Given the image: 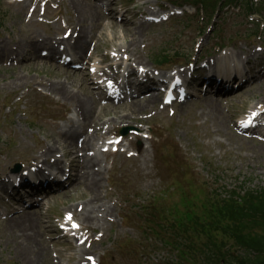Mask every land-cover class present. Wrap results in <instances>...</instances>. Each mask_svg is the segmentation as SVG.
<instances>
[{"label":"rangeland","instance_id":"1","mask_svg":"<svg viewBox=\"0 0 264 264\" xmlns=\"http://www.w3.org/2000/svg\"><path fill=\"white\" fill-rule=\"evenodd\" d=\"M121 1L128 4L121 5ZM63 3L64 0H0V23H2L0 24V40L26 42L27 37L32 33L36 34V41L55 34L62 37L66 25L70 23L69 17L72 16L67 3ZM102 4L110 10H117L126 22L134 23L136 26L141 21L145 22L138 13L157 10L164 5L171 8L169 3L161 0H113L112 4L102 0ZM188 11L192 10L188 8ZM215 12L217 13L212 16L205 29L199 23L201 14L188 20L184 18L185 15L172 16L167 22L157 26L146 24L143 36L139 39V55L142 58L139 66L162 73L173 69L181 70L185 57H190L189 60L194 62L203 55L204 51L221 54L220 49L217 51L221 46L225 48L223 51L233 53L241 59L251 57V52L263 54L259 46L264 44V13L261 17V26H257L255 22H248L234 8ZM109 21L113 20H103V25L97 30L96 39H90L92 42L89 50L94 46V40H97L92 63L97 67L96 71L103 67L108 73H114L117 71V61H121L126 69L123 71L127 73L131 70L130 65L136 68L139 66L130 59V56L117 52L116 47H120L123 40L112 39L121 36L129 40L134 34V28L130 26L125 32L121 24L115 22L111 26ZM164 50L178 54L179 58L174 60L172 68L157 67L152 64V61ZM21 52V54L31 55L28 49ZM56 56L58 58L60 55ZM45 63L49 64L47 61ZM111 63L114 70L108 67ZM9 64L8 61L0 63V180L5 179L19 167L23 169L33 164L34 155L44 147V141H51L53 134L51 127L64 125L67 118L74 116L69 104L53 97L40 83L63 81L66 76L69 80H74L83 76L80 73L87 72L85 64V69L77 70L74 74L70 69L59 65L58 59L55 58L50 64L60 71L42 63ZM252 72L255 70L253 69ZM19 76L22 77L20 81L23 83L17 89L5 86L10 80L18 79ZM26 80H28L27 83ZM258 80H260L259 85L264 86L263 78ZM89 87L92 89L91 83ZM241 89L238 88L228 95L221 96L223 109L226 110V114L231 115V122L241 113H246L255 106L253 102L264 98V91L262 93L255 91L242 99L227 98ZM94 101L101 118L107 120L113 118L111 107L102 111L100 106L105 103L97 96H94ZM121 104L119 106L122 108H116L115 113L127 112L123 107L130 103L122 100ZM200 106L199 100H191L184 106L174 105L172 107L174 113H172L171 107L162 109V104L158 101L154 107L144 112L145 115L142 116L145 119L128 123L129 125L120 123L114 126L108 135L109 138L118 135L122 127L132 128L126 136L137 133L143 137V141H135L133 147H130L125 140L121 146L126 149L127 154L137 157L139 153L136 148L142 144L149 152L148 161L145 163V156L132 160L103 151V154H106L102 157L106 172L102 198L112 209L111 215L106 217L103 229H93L91 225L85 230L81 222L77 221V217L69 212L71 206L78 207L89 200V194L86 191L77 189L65 199L53 198L48 203V199H44L40 210L43 223L48 227V234L43 237L48 257L40 264H50V260L60 264L79 262L81 249L90 246L84 239L78 241L81 236L95 239L91 246L94 250L91 259H95L97 264L101 262L105 264H200L201 261L193 263L191 256L189 259L178 257L180 254L174 251L162 236L154 235L138 227V221L133 218V215H137L139 210L147 206L152 196L159 195L163 186L169 184L170 179L167 175L169 176L172 170L176 172L182 170L175 165L182 164L185 158L189 161L187 169L194 178L198 191L209 193L215 190L217 194H225L230 190L264 188V143L251 134H239L241 131L235 130V127L232 128L229 124L226 129L222 128L212 133L208 124H201L202 120L196 115ZM89 131L92 130L89 129ZM92 138L91 141L96 143L99 149V143L103 140H99L100 136L97 134ZM56 145L60 148L56 155L63 156V163L58 168L69 166L72 170L76 169L74 165H77V162L73 157L67 156L66 150L61 149L59 144ZM109 147L106 146L103 149L107 151ZM169 162H171L170 166H168ZM183 177V174L179 175V180ZM71 185L73 182L70 181L66 187L62 186L60 190L50 193L49 196H55L57 192L65 191ZM185 189L191 188L185 186ZM174 192H172L173 196ZM167 201L169 202L168 198ZM158 204L161 203L158 202ZM0 211L4 212L5 207H1ZM164 214L169 218L167 212ZM72 215V218L76 219L80 225H78L79 228L66 233L61 231L58 234L57 229L61 230L58 226L59 221L69 220ZM76 221L74 223L77 225ZM3 230L4 222L0 219V264H20L18 259H14L15 254L13 255L14 252L11 251L12 244L7 242ZM60 235L69 241L61 239ZM129 245H132L130 253L127 249Z\"/></svg>","mask_w":264,"mask_h":264},{"label":"bare ground","instance_id":"2","mask_svg":"<svg viewBox=\"0 0 264 264\" xmlns=\"http://www.w3.org/2000/svg\"><path fill=\"white\" fill-rule=\"evenodd\" d=\"M106 1L112 4L113 0ZM65 2L72 12V16L69 17L70 23L66 25L62 33L64 36L58 37V34H55L52 37L46 36L40 41H36V34L32 33L27 37L26 42L9 41L4 47L3 56H18L22 53L21 51L28 49L31 55L23 58L21 65L30 63L36 65L42 63L52 69L55 67L52 66L50 62H52L56 52H61V54L69 56L76 55L78 59L86 57L91 61L94 54L91 53L87 55V51L91 46L92 38L96 39L97 30L103 25V20H113L109 21L111 26H113L115 22L121 24L125 32H127L131 26L126 23L123 17H117L116 11L104 10L103 5L98 2V0H64L63 4H65ZM145 29L146 27H144L143 22H141L139 25L135 26L133 29L134 34L129 40H125V38H121V36L112 39H118V41L123 40L121 41L122 45L116 47L117 52L130 56V59L137 65H141L142 61L139 55V39L142 38ZM96 41L97 40H94V46L96 45ZM61 44H65V48L62 51L58 48ZM41 49L46 50L48 54L42 55ZM39 50H41L40 53H38ZM46 61L49 64H46ZM116 67L120 69L122 63L118 62ZM129 67L135 70V67H132V65ZM86 69L87 72L80 73L83 76L78 79L69 80L66 76L63 81H42V83H40V85L50 92L53 97H56L65 104H69L74 116L67 118L64 125H54L51 127L53 131L51 141H53V143L51 141H44V147L34 155V161L35 165L39 167L49 165L51 160L52 163L60 166L63 161L56 156L57 150L60 149L56 144H59L61 149H65L67 156L73 157L74 161L77 162L76 172L71 180H68L71 181V183L73 182V185L65 191L61 190L57 192L55 196L46 195L44 199H48V203V201L53 198L65 199L72 191L77 189L86 191L89 194V200L81 206H71L69 212L77 217L78 221H80L85 228L92 225L93 228L103 229L106 223V217L110 216L112 213V209L106 205L107 203H105L104 198H102L103 181L106 172V167L104 165L105 161L102 157H105L106 154L100 152L97 144L91 141L93 140L92 136L100 134L102 137H105L111 133L113 127L117 124L134 123L139 119H145L142 115L146 110L154 107L159 101V97L156 93L139 95L137 100H131L129 105L123 107L127 110L125 114L115 113L114 111L116 108L122 107H120L119 104L111 102L112 100L103 97L104 94L102 91H97L94 88L90 89L89 70L88 68ZM57 71L60 70L57 69ZM72 73L75 74L77 72ZM101 74H104L103 70ZM21 78L22 77L19 76L18 79H12L5 84V86L7 85L8 87L17 89L23 83V81H20L22 80ZM27 82L28 80H26V83ZM258 82H260V80L250 82L247 85L245 82L242 83L240 85L242 89L238 93L227 98L229 100H235L234 98L242 99L255 91L262 93L264 91V86L261 84L259 85ZM247 86H249V88ZM250 90L254 91L248 92ZM94 96L108 102V104L101 105L100 107L102 111H106V109L111 107L114 114L112 119L107 120L100 117L99 112L97 113ZM197 99L201 106L197 110L196 115L202 120L201 124H208L212 133L218 132L222 128L226 129L228 127L227 124L232 126V117L229 113L226 114V110L223 109L222 98L216 95L213 97L212 95L202 94L201 97ZM186 102L187 101L183 102L182 106L186 105ZM253 103L255 105L253 107H259L253 111H260V115H264V98ZM89 129L92 131H89ZM136 140L143 141V138L139 134H134L131 138L126 139L130 147H132L133 142ZM258 140L264 143L262 138ZM119 144L120 142L117 143V145ZM100 147L102 148L103 146L101 145ZM136 150L139 153L137 158L139 159V157L145 156L146 163L148 161V150L144 149L143 145L138 146ZM110 153L120 158H128L124 151L118 149L110 151ZM130 159L135 160V157H130ZM3 181L4 180H1L0 184H2ZM43 201L36 207L16 211L12 215L5 216L3 221V234L7 238V242L12 244L11 251L14 252L13 255L15 254L14 259H18L20 264H40L48 257L47 246L43 240L44 235L48 234V227L43 223V216L39 207L40 204H43ZM88 240L91 245L95 241L92 238ZM81 251V260L79 262H72L71 264H87L88 257L94 252L92 248L86 250L82 248ZM49 263L60 264V262L54 263L52 260H50Z\"/></svg>","mask_w":264,"mask_h":264},{"label":"trees","instance_id":"3","mask_svg":"<svg viewBox=\"0 0 264 264\" xmlns=\"http://www.w3.org/2000/svg\"><path fill=\"white\" fill-rule=\"evenodd\" d=\"M182 1L200 3L211 12L218 3L221 8L239 5L246 14L264 11V0ZM185 171L182 180L177 177L172 183L175 194L169 202L164 193L146 207L142 226L162 236L181 259L191 256L193 263L264 264V188L230 190L219 196L216 191H198L189 170ZM239 250L244 254H238Z\"/></svg>","mask_w":264,"mask_h":264},{"label":"snow or ice","instance_id":"4","mask_svg":"<svg viewBox=\"0 0 264 264\" xmlns=\"http://www.w3.org/2000/svg\"><path fill=\"white\" fill-rule=\"evenodd\" d=\"M73 227H76V225H73Z\"/></svg>","mask_w":264,"mask_h":264}]
</instances>
